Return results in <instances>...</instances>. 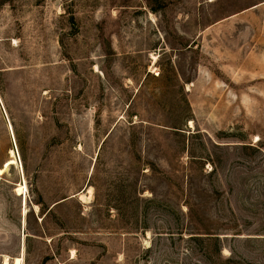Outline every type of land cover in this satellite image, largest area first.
<instances>
[{
	"label": "rangeland",
	"instance_id": "obj_1",
	"mask_svg": "<svg viewBox=\"0 0 264 264\" xmlns=\"http://www.w3.org/2000/svg\"><path fill=\"white\" fill-rule=\"evenodd\" d=\"M10 158L0 264H264V0H0Z\"/></svg>",
	"mask_w": 264,
	"mask_h": 264
},
{
	"label": "bare ground",
	"instance_id": "obj_2",
	"mask_svg": "<svg viewBox=\"0 0 264 264\" xmlns=\"http://www.w3.org/2000/svg\"><path fill=\"white\" fill-rule=\"evenodd\" d=\"M10 155H11V157H12V156L15 157V156H14V151H13V150L10 151ZM15 160H16V159H15ZM15 160L12 159V158L6 160V161L3 163V167L0 169V173H2L4 170H6L10 165L15 164ZM23 189H25L24 186H22L21 184L18 185V187H17V189H16L17 194L22 193ZM83 196H84V195H81L80 198L83 199ZM86 200H88V199H86ZM35 206H36V205H35ZM24 213H25V210H24ZM6 257H7V256H6ZM6 257L4 258V263H5V264L8 263V259H7L8 257H7V258H6ZM21 260H22V258H21L20 256H18V257H15L13 261H14V264H20Z\"/></svg>",
	"mask_w": 264,
	"mask_h": 264
}]
</instances>
